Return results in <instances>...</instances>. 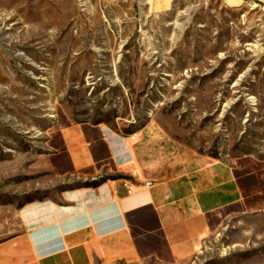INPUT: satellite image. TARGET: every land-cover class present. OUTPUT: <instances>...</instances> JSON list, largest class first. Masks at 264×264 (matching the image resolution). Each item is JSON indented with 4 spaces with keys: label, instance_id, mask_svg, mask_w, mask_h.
Wrapping results in <instances>:
<instances>
[{
    "label": "rangeland",
    "instance_id": "374dc122",
    "mask_svg": "<svg viewBox=\"0 0 264 264\" xmlns=\"http://www.w3.org/2000/svg\"><path fill=\"white\" fill-rule=\"evenodd\" d=\"M207 162L232 188L196 245L109 264H264V0H0V243L32 203Z\"/></svg>",
    "mask_w": 264,
    "mask_h": 264
},
{
    "label": "crops",
    "instance_id": "0c3cea01",
    "mask_svg": "<svg viewBox=\"0 0 264 264\" xmlns=\"http://www.w3.org/2000/svg\"><path fill=\"white\" fill-rule=\"evenodd\" d=\"M118 155L121 164L129 153ZM231 188L230 169L207 162L185 173L145 171L137 183L107 179L65 193L63 206L38 201L22 210V231L0 243V264L134 261L156 239L182 253L196 245Z\"/></svg>",
    "mask_w": 264,
    "mask_h": 264
}]
</instances>
